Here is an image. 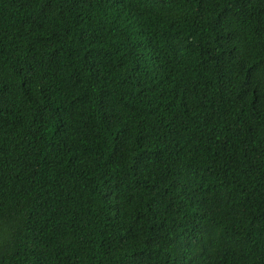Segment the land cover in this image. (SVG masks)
<instances>
[{
	"label": "trees",
	"instance_id": "16d2710c",
	"mask_svg": "<svg viewBox=\"0 0 264 264\" xmlns=\"http://www.w3.org/2000/svg\"><path fill=\"white\" fill-rule=\"evenodd\" d=\"M0 264H264V0H0Z\"/></svg>",
	"mask_w": 264,
	"mask_h": 264
}]
</instances>
